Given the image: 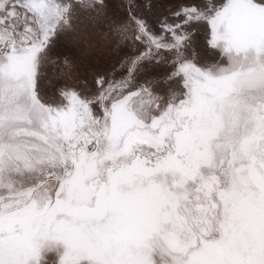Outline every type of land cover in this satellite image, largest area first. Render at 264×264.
I'll use <instances>...</instances> for the list:
<instances>
[{
  "label": "snow or ice",
  "instance_id": "obj_1",
  "mask_svg": "<svg viewBox=\"0 0 264 264\" xmlns=\"http://www.w3.org/2000/svg\"><path fill=\"white\" fill-rule=\"evenodd\" d=\"M0 264H264V0H0Z\"/></svg>",
  "mask_w": 264,
  "mask_h": 264
}]
</instances>
